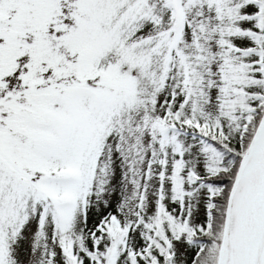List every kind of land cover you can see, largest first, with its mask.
Returning a JSON list of instances; mask_svg holds the SVG:
<instances>
[{
  "label": "snow or ice",
  "instance_id": "snow-or-ice-1",
  "mask_svg": "<svg viewBox=\"0 0 264 264\" xmlns=\"http://www.w3.org/2000/svg\"><path fill=\"white\" fill-rule=\"evenodd\" d=\"M0 264H264V0H0Z\"/></svg>",
  "mask_w": 264,
  "mask_h": 264
}]
</instances>
